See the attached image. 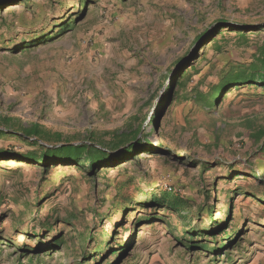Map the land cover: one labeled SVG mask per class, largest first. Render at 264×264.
Here are the masks:
<instances>
[{"label":"rangeland","instance_id":"obj_1","mask_svg":"<svg viewBox=\"0 0 264 264\" xmlns=\"http://www.w3.org/2000/svg\"><path fill=\"white\" fill-rule=\"evenodd\" d=\"M11 2L0 9V118L111 155L140 148L91 171L88 160H0V264H264V86L209 101L231 69L264 59V0ZM217 21L242 30L218 33ZM33 150L0 136V151ZM162 190L188 210L146 203ZM191 236L216 252L185 249Z\"/></svg>","mask_w":264,"mask_h":264},{"label":"trees","instance_id":"obj_2","mask_svg":"<svg viewBox=\"0 0 264 264\" xmlns=\"http://www.w3.org/2000/svg\"><path fill=\"white\" fill-rule=\"evenodd\" d=\"M13 0H0V9L10 5ZM66 28V26H63ZM223 27L235 28L242 30V27L239 25H234L232 23H228L226 21H217V25L213 27V31L216 30L218 33L223 29ZM63 28L62 30H64ZM212 31V32H213ZM217 33V34H218ZM204 42L199 43V48L202 47ZM217 42H213L211 45H216ZM27 47V46H25ZM191 57V55L189 56ZM185 75V74H184ZM246 84H259L264 86V59L253 60L248 64L237 66L235 69H231L227 77L219 84V86L215 89V91L211 92L209 97V101L212 103L216 101L219 93L222 89H227L232 86ZM154 95L148 96L147 99H150ZM170 96V89L167 90V96L164 98V102L168 100ZM150 106V103L147 104ZM155 113L147 116L145 121L149 123H154L158 117V109ZM0 136L10 135L15 136L19 140H23L28 142L30 145L36 146V150L25 152V153H16L10 151H0V160L2 159H15V160H23L27 163L37 164L45 169L52 165H75L78 167H82L84 164L80 162L82 160H88V167L91 170H95L100 163H108L112 164L116 160L115 155L120 153L123 156L126 155L127 152L130 151V148H140L138 142H133L125 149L116 153L115 155H111L107 153L103 148H94L90 147L85 143H75L72 139L63 140V134L59 131H53L45 126L35 122L30 126H19V122L12 116H2L0 118ZM139 129V128H138ZM137 130L134 131V133ZM264 130L259 132V134H263ZM90 139L94 137V134H90ZM101 137V136H100ZM102 138L100 139V142ZM114 146H118V144L123 143L124 140L117 137L109 140ZM44 143H50L51 146L45 145ZM261 151H264V145L261 148ZM119 155V154H118ZM264 170V168H262ZM145 201L150 206L154 207H167L172 212H175L179 215L180 212L188 210V199L184 196H181L179 193L173 192L172 190H162L160 193H150L145 197ZM158 219V217L155 216ZM222 225H216V228H213L211 231L213 233L221 231L223 228ZM222 232V231H221ZM196 235V234H195ZM89 239V238H88ZM88 239L83 241H88ZM183 246L185 249H199L206 252L215 251L216 249H209L208 244H200L198 238L184 237L183 238ZM65 242H62L61 238L55 239L52 242V246L64 245ZM89 244L90 242H85ZM86 247L83 249V253L86 252ZM220 248V246H217ZM116 250H114L111 255H114ZM80 264H83L80 263Z\"/></svg>","mask_w":264,"mask_h":264}]
</instances>
